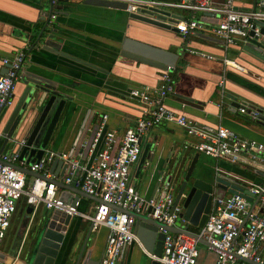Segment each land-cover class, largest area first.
Returning <instances> with one entry per match:
<instances>
[{"label": "crops", "instance_id": "1", "mask_svg": "<svg viewBox=\"0 0 264 264\" xmlns=\"http://www.w3.org/2000/svg\"><path fill=\"white\" fill-rule=\"evenodd\" d=\"M158 1L176 3L180 0ZM49 3L50 0H0V58L10 57L16 50L24 49L25 57L17 75H27L56 84L58 89L65 92H78L87 97L92 94L90 98L96 93L95 90L106 92L107 96L100 104L104 108L101 111L103 113L95 114V121H100V116L106 114L103 127L115 130L118 134L125 127L132 125L143 109V105L128 98V90L155 86L159 82V69L122 55L120 41L129 37L179 54L171 74L173 93L165 100L168 107L200 123L218 124L243 139L264 144V124L255 122L247 111L240 112L237 105L232 104H246L264 111V72L248 65L245 61L247 56L239 53L237 49L240 43L225 46L222 40L208 29L195 30L192 34L182 36L177 30L174 32L129 18V12L126 10L86 4L83 0H56L52 4L54 17L51 18L49 26L53 27L55 38L60 41V49L68 56L99 68L103 71L101 72L49 52L29 51L30 42L18 38L21 32H38L43 24L39 16L48 10ZM233 6L239 10H249L253 8L254 0H233ZM163 11L168 13L164 22L171 28H174L172 23L176 18H184L188 14L179 8H167ZM194 17L208 25L217 21L216 16L210 13L195 12ZM224 59L227 61L224 62ZM2 68L0 62V70ZM220 79H223L222 91L218 87ZM22 87L16 80L12 98L20 93ZM227 94L232 98H228ZM237 94H241V97ZM68 102L69 100L66 104ZM10 109L7 108L6 111ZM62 113H66L65 109ZM63 116L46 146L58 152L68 151L72 132L78 121L77 113L73 112L66 129H62L57 142H54ZM2 123L3 121L0 130ZM192 141L193 138L186 136L180 128L165 122H160L141 134V145L149 144L148 156L138 172L137 162L130 166L129 177L142 197L148 198L152 194L156 184L155 178L161 172L171 174L174 197L184 175L181 171L185 164L189 165L194 155L197 156L193 171L196 174L211 177L214 171L220 170L239 179L254 182L261 180L262 177L255 174L253 169L264 172V164H234L215 159L194 151L190 147ZM263 153L258 152L256 155L260 157ZM157 171L159 174L156 177ZM95 202L94 199L79 196L78 212L90 214ZM23 204V201L18 203L7 234L0 244V248H3L6 243L3 263L11 259L7 253L20 223L22 210L26 206ZM252 204V209L262 207L260 200L256 203L248 202V208ZM51 210L40 205L34 212L33 221L43 212ZM139 214L148 216L146 209ZM89 224V221L82 220L79 215L70 217L66 234L71 235L70 238L73 239V250L82 242ZM173 225L182 228L184 223L176 218ZM187 228L193 230L190 225ZM105 235L106 228L98 226L89 231L85 243L84 251L90 250V257L97 258L98 264L104 248ZM195 247L198 252L195 264H214L216 253L213 249L204 244L197 246V242ZM260 248L264 253L263 243H260ZM77 250L78 247L75 252ZM70 252L73 253L72 250ZM147 253L139 241H133L126 247L122 259L116 264H151L152 260ZM237 260L241 264H249ZM262 263L264 264V255ZM13 264H21V261L17 259Z\"/></svg>", "mask_w": 264, "mask_h": 264}, {"label": "built area", "instance_id": "2", "mask_svg": "<svg viewBox=\"0 0 264 264\" xmlns=\"http://www.w3.org/2000/svg\"><path fill=\"white\" fill-rule=\"evenodd\" d=\"M117 1L124 2V10L129 13L154 10L155 15L157 10L183 9L188 12L187 16L176 18L172 23L182 36L195 30L208 29L225 46L245 42L249 32L258 35L260 23H264V0H254V6L249 10L234 8L233 0H180L176 3L158 0ZM55 2L50 0L51 4ZM195 12L210 13L216 16L217 21L208 25L195 18ZM23 60L24 49L16 50L10 57L0 58L2 66L7 65L6 71L0 74V113L13 104V82ZM171 74L172 69L167 68L160 71L159 82L155 86L128 90V98L143 105L141 115L117 134L115 130L103 127L107 115L102 114L100 121H95L93 130L80 143L73 158H69L67 152L45 147L37 160L25 163L23 158H19L20 148L25 144L23 139L15 136L8 138L0 151V244L7 234L18 203L23 201V205L31 207V216L42 205L45 209H57L69 216L79 215L82 220L90 222L91 231L98 226L105 227V242L99 264H116L122 259L126 247L133 241L138 242L132 232L133 214H139L149 207L148 216L160 224L159 231L163 234L159 255L147 253L149 258L158 264H195L198 254L195 239L182 232L167 230L174 224L178 211V206L172 207L171 175L161 172L148 198L139 194L129 177V168L138 161L141 152L139 136L160 122L173 124L193 138L190 147L194 151L234 164H264V153L260 157L256 155L264 152V144L243 139L218 124L200 123L168 107L165 100L173 93ZM218 87L222 91L223 79L218 81ZM237 108L240 112L249 109V114L254 118L259 114L258 110L246 104H240ZM9 142L12 148L6 149ZM54 158L68 164L67 173L60 178L64 184L100 199L93 205L92 215L78 212V198L69 202L60 199L62 190L54 182L58 177L49 171ZM12 165L24 166L38 175L28 176ZM251 192H260L262 198L264 187L256 185ZM247 204L240 193L227 194L217 200L215 209L210 210L202 226L196 229L195 234L216 253L214 264H241L236 261L237 256L262 263L264 253L260 243L264 244V207L250 210ZM14 262L15 259H10L2 264Z\"/></svg>", "mask_w": 264, "mask_h": 264}, {"label": "water", "instance_id": "3", "mask_svg": "<svg viewBox=\"0 0 264 264\" xmlns=\"http://www.w3.org/2000/svg\"><path fill=\"white\" fill-rule=\"evenodd\" d=\"M83 3L114 9H125V3L117 0H83ZM153 12L154 10H141L138 13H128V17L176 32V29L171 28L164 22L168 13L163 10H157L155 11L158 12L156 17L152 18ZM53 17L52 4L49 3L48 10L39 16L43 24L38 32L35 34L21 32L18 38L22 41L30 42L29 51L49 52L103 72L93 65L63 53L60 49V41H57L55 38L53 27L49 26ZM260 25L261 29L258 35H253L252 32H249L246 41L241 43L237 49L240 51L239 53L247 56L245 61L249 66L261 69L264 72V39L262 38L264 36V23H260ZM120 49L122 55L134 61L153 66L159 69V71L167 68L169 70L173 69L179 58V54L176 52H171L138 40H132L129 37L124 38L122 42L120 41ZM6 69L7 65L3 66L0 74L4 73ZM16 80L23 87L20 93L15 98H12L13 104L9 107L11 109L9 111L4 109L0 113V120L3 119L0 121V125L3 121L0 130V151L6 144L7 139L15 136V138L23 139L25 143L20 148L19 158H23L25 163L37 160L41 156L43 149L47 146L60 118L64 115L62 123L56 132L54 142H57L62 129L63 131L66 129L70 115L76 112L78 121L72 132L67 151L68 157L73 158L80 147V143L93 130L95 114L99 115L103 113L101 111L104 108L100 104L106 98L107 93L95 90L96 93L90 98L89 96L92 94H88L89 96L87 97L82 96L83 94H79L78 92H65L58 89L56 84L47 83L27 75H17V78L13 82V88ZM237 95L241 97V94ZM227 97L232 98L229 94H227ZM68 100L69 102L66 104ZM232 104L238 107L237 103L232 102ZM250 108L254 107L251 106ZM64 109L66 111L65 114L62 113ZM257 110L259 111L257 117L250 116L255 122L264 124V111L262 109ZM246 111L249 113V109ZM16 134H19L18 137H16ZM138 143L141 144V136L138 138ZM148 148L149 144L141 145V152L136 163V172H138L147 158ZM196 158L197 156L194 155L191 159L173 197L172 207L178 206L176 218L182 221L184 225L182 228L172 225L167 227V230L174 233L182 232L194 238L197 243L208 246V243L197 236L195 231L202 226L210 210L215 209L218 199L223 198L227 194L240 193L247 202L254 201L256 203L260 200L261 206L264 207V195L261 198L260 192L256 194L251 192V189L256 185L264 187V172L253 169L255 174L262 177L258 182L239 179L220 170L214 171L211 177H206L193 172ZM12 167L28 176L38 175L35 172L29 171L24 166L12 165ZM67 169L68 164L59 158H54L49 165V171L58 177L54 182L62 190L60 192V199L69 202L70 199L76 200L80 196L100 202L98 197L87 195L77 188L64 184L60 178L67 173ZM158 172L155 176L159 174ZM110 207L115 208L114 206ZM252 207L253 204L249 209L251 210ZM146 211L149 212V207L146 208ZM30 214L31 207L25 206L22 210L20 223L11 240L9 252L7 253V256L11 259H15V261L18 259L21 261V264H98L97 258L90 257V250L84 251L91 224H89L82 242L79 246H75L73 250V239L70 238L71 235L66 234V227L71 216L60 210L52 209L49 212H43L37 220L33 221L34 214L32 216ZM133 217L132 232L139 243L146 252L158 256L163 237V234L159 231L160 224L147 215L133 214ZM242 223H244V220ZM188 225L193 230H189L187 228ZM77 247L78 250L75 252ZM71 250L73 253L75 252L74 256L70 252ZM237 258L249 264H263L254 263L239 256ZM3 259L4 257L1 255L0 264H2ZM151 264L158 263L152 260Z\"/></svg>", "mask_w": 264, "mask_h": 264}, {"label": "rangeland", "instance_id": "4", "mask_svg": "<svg viewBox=\"0 0 264 264\" xmlns=\"http://www.w3.org/2000/svg\"><path fill=\"white\" fill-rule=\"evenodd\" d=\"M9 147H11V143L10 142L5 146V148L9 149ZM80 162H82V161H80ZM187 167H188V165L185 164L184 167H183L184 168L183 171H181V174H184V171L187 169ZM181 174H179V175H181ZM177 179H178V177H177ZM90 214L92 215L93 211H90ZM177 220H179V219H177ZM200 244L201 243H197V246H200ZM2 247L3 248H0V256L2 255L4 257L5 256L4 253H5V250H6V243Z\"/></svg>", "mask_w": 264, "mask_h": 264}, {"label": "trees", "instance_id": "5", "mask_svg": "<svg viewBox=\"0 0 264 264\" xmlns=\"http://www.w3.org/2000/svg\"><path fill=\"white\" fill-rule=\"evenodd\" d=\"M237 262H240L239 260H236Z\"/></svg>", "mask_w": 264, "mask_h": 264}, {"label": "flooded vegetation", "instance_id": "6", "mask_svg": "<svg viewBox=\"0 0 264 264\" xmlns=\"http://www.w3.org/2000/svg\"><path fill=\"white\" fill-rule=\"evenodd\" d=\"M24 57H25V54H24Z\"/></svg>", "mask_w": 264, "mask_h": 264}]
</instances>
